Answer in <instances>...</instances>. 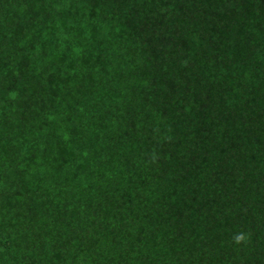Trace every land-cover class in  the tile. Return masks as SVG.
<instances>
[{"label": "trees", "instance_id": "1", "mask_svg": "<svg viewBox=\"0 0 264 264\" xmlns=\"http://www.w3.org/2000/svg\"><path fill=\"white\" fill-rule=\"evenodd\" d=\"M0 264H264V0H0Z\"/></svg>", "mask_w": 264, "mask_h": 264}, {"label": "clouds", "instance_id": "2", "mask_svg": "<svg viewBox=\"0 0 264 264\" xmlns=\"http://www.w3.org/2000/svg\"><path fill=\"white\" fill-rule=\"evenodd\" d=\"M240 239V237H237V240H239Z\"/></svg>", "mask_w": 264, "mask_h": 264}]
</instances>
